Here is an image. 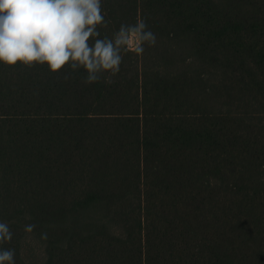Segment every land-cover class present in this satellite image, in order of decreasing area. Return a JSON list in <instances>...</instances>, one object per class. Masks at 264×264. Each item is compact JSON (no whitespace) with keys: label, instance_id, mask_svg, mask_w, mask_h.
Here are the masks:
<instances>
[{"label":"trees","instance_id":"obj_1","mask_svg":"<svg viewBox=\"0 0 264 264\" xmlns=\"http://www.w3.org/2000/svg\"><path fill=\"white\" fill-rule=\"evenodd\" d=\"M101 9L99 38L142 19L156 44L91 84L0 64V249L15 264H264V0Z\"/></svg>","mask_w":264,"mask_h":264},{"label":"clouds","instance_id":"obj_2","mask_svg":"<svg viewBox=\"0 0 264 264\" xmlns=\"http://www.w3.org/2000/svg\"><path fill=\"white\" fill-rule=\"evenodd\" d=\"M102 25L107 22L101 0H0V64L46 65L51 73L83 68L84 82L91 84L103 73L120 71L122 49L140 55L145 43L156 44L142 19L121 24L112 38H99ZM34 228L28 224L25 231ZM11 239L8 224L0 222V242ZM0 264H15V250L0 249Z\"/></svg>","mask_w":264,"mask_h":264}]
</instances>
